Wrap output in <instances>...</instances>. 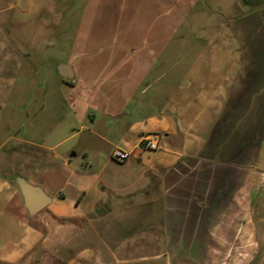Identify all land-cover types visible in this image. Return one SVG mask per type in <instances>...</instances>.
<instances>
[{
  "label": "crops",
  "instance_id": "1",
  "mask_svg": "<svg viewBox=\"0 0 264 264\" xmlns=\"http://www.w3.org/2000/svg\"><path fill=\"white\" fill-rule=\"evenodd\" d=\"M199 1L0 0V264L263 263L264 68L227 35L181 68Z\"/></svg>",
  "mask_w": 264,
  "mask_h": 264
},
{
  "label": "rangeland",
  "instance_id": "2",
  "mask_svg": "<svg viewBox=\"0 0 264 264\" xmlns=\"http://www.w3.org/2000/svg\"><path fill=\"white\" fill-rule=\"evenodd\" d=\"M71 1L73 5L70 11L65 12L67 17L64 25L72 19L77 23L82 20L85 0ZM249 2L251 3L246 5L244 0H200L196 11L188 14L178 33L179 39L186 40L187 43L171 45L172 56L180 54L184 58L181 68L189 64L213 36L224 35L234 37L239 42L241 52L244 53L243 60L245 59L249 66L253 69L260 66L264 68V0ZM71 33L76 35L74 30ZM258 59H263L262 65H259ZM255 85H251L249 94L252 101L251 112L255 111L253 105L264 102V96L260 99L252 97ZM34 95L38 96L36 92ZM18 96L17 90H14L11 101L15 102Z\"/></svg>",
  "mask_w": 264,
  "mask_h": 264
},
{
  "label": "water",
  "instance_id": "3",
  "mask_svg": "<svg viewBox=\"0 0 264 264\" xmlns=\"http://www.w3.org/2000/svg\"><path fill=\"white\" fill-rule=\"evenodd\" d=\"M61 75L64 78L71 77V75H68L66 73H63ZM20 187L25 197L26 207L31 214L41 211L48 205L49 199L41 190L31 187L25 183H20Z\"/></svg>",
  "mask_w": 264,
  "mask_h": 264
},
{
  "label": "built area",
  "instance_id": "4",
  "mask_svg": "<svg viewBox=\"0 0 264 264\" xmlns=\"http://www.w3.org/2000/svg\"><path fill=\"white\" fill-rule=\"evenodd\" d=\"M138 149L139 150H158L159 146H158V143L154 139L147 137V138L142 139L141 143L138 146ZM132 155H133V152L131 151H126L121 148H116L112 153V158L116 162L123 163L129 160Z\"/></svg>",
  "mask_w": 264,
  "mask_h": 264
},
{
  "label": "trees",
  "instance_id": "5",
  "mask_svg": "<svg viewBox=\"0 0 264 264\" xmlns=\"http://www.w3.org/2000/svg\"><path fill=\"white\" fill-rule=\"evenodd\" d=\"M246 5H249L251 2H249V0H244Z\"/></svg>",
  "mask_w": 264,
  "mask_h": 264
}]
</instances>
